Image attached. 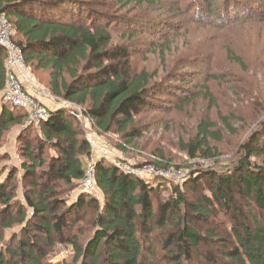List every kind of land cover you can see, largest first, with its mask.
Returning a JSON list of instances; mask_svg holds the SVG:
<instances>
[{
    "label": "trees",
    "instance_id": "obj_1",
    "mask_svg": "<svg viewBox=\"0 0 264 264\" xmlns=\"http://www.w3.org/2000/svg\"><path fill=\"white\" fill-rule=\"evenodd\" d=\"M67 1L0 0V14L14 30L15 42L24 50L28 66L49 71L52 92L67 102L85 106L100 129L111 132L118 128L125 135V144L120 147L124 152L137 136V131L130 129L147 105L153 79L145 72L130 75L127 52L119 49L112 52L109 48L112 42L109 26L78 23L75 13L66 8ZM141 2L154 5L158 0ZM6 58L7 53L1 47L0 93L6 85ZM109 60L121 62L111 66L106 64ZM81 67L83 73L79 72ZM91 70L97 72L91 73ZM8 106L0 102V144L8 131L19 128L18 143L22 144L18 154L22 160L0 184V244L7 230L15 226L21 230L11 241L0 245V264H52L44 260V248L54 246L56 236L73 247L74 259L81 264H159L154 256L144 257L138 224L152 229L166 227L174 222L175 214L171 212L181 206L188 207L197 219H208L217 204H232L233 186L264 211V146L259 136H252L242 147L245 159L240 161L236 174L218 176L201 172L199 178L190 181L198 185L205 179H213L211 196H204L198 203L188 204L185 193L171 181L149 182L126 176L111 163L102 161L96 165V187L102 193V203L90 197L91 194L79 192L72 205L66 207L67 200L59 195L77 190L88 168L85 157L91 154L92 148L84 132L64 108L52 110L50 120L26 127V113ZM222 122L230 128L228 119ZM36 127L40 133L35 140H30ZM214 127L210 122L199 124L198 135L188 145L190 158L196 159L198 153L213 156L208 141L219 138V133L212 130ZM48 151L52 152L49 158ZM152 156L165 162L160 166L170 164L158 154H150L138 163H149ZM9 157V152H0L1 160ZM253 157L262 159V163L253 165ZM19 171L25 182L31 178L22 201L7 191ZM167 188L172 195L168 202L162 203L156 198ZM88 205L96 208L98 216L93 224L94 234L83 243L80 235L71 231L68 220L71 214L81 213ZM185 219H177L180 229L165 242L164 249L172 253L169 256L177 264L183 263V254L190 258L191 250L214 238V233L203 236L192 224L185 223ZM231 235V247L224 250L226 264H264V222L258 214L252 213L249 223L233 224ZM11 242L17 246L12 248ZM174 246L177 254L172 251Z\"/></svg>",
    "mask_w": 264,
    "mask_h": 264
},
{
    "label": "rangeland",
    "instance_id": "obj_2",
    "mask_svg": "<svg viewBox=\"0 0 264 264\" xmlns=\"http://www.w3.org/2000/svg\"><path fill=\"white\" fill-rule=\"evenodd\" d=\"M66 8L75 13V21L80 24L93 22L109 26L112 33L109 48L112 52L115 49L127 52L130 75L145 72L153 79L147 105L140 110L130 129L136 130L137 136L124 152L120 147L126 139L118 128L111 132L100 129L90 121L87 108L74 103L76 110L86 117L84 123L76 120V125L88 141L108 145L115 156L119 154L133 162L145 161L150 154L163 156L188 175L183 183H175L185 193L188 204L211 196L212 178L198 185L190 182L199 178L201 172L218 176L236 174L240 161L245 159L242 147L250 138L259 136L264 146L263 0H158L154 5L141 0H68ZM19 39L16 36V40ZM120 62L109 60L106 64L115 66ZM34 68L29 67L32 71ZM79 72H84L82 67ZM96 72L91 70V73ZM49 74L42 72L40 79L48 82ZM66 79L70 80L68 76ZM47 94L56 105L67 102L61 96L56 98L50 89ZM2 97L3 92L0 93V102H3ZM224 118L229 120L230 128L222 122ZM201 122L215 125L212 130L219 133V138L208 141L212 157L198 153L193 159L188 154V145L198 135ZM34 131L30 140L37 138L39 127ZM19 133V128H12L0 144V152L10 153L8 159H0V184L12 167L18 166L22 160L18 154L22 144L18 143ZM51 153L48 151V158ZM93 159L96 156L91 151L85 162L89 165ZM251 162L260 165L262 159L253 157ZM26 180L19 171L7 191L22 201L31 178ZM79 192L78 188L59 197L67 200L66 207H70ZM171 195L167 188L156 199L166 203ZM230 196L233 197L232 204H217L208 219H197L188 207L181 206L171 212L175 219L166 227L152 229L149 225L138 224L144 257L148 258L149 254L159 264H177L169 256L172 253L164 249L165 242L169 235L180 229L177 219L185 217V223L192 224L196 231L203 236L214 233V238H208L198 249L191 250L188 253L190 258L183 254L182 264H226L224 250L233 242V224L249 223L252 213L258 214L264 222V211L247 199L242 190L233 186ZM90 197L102 203V193L97 187ZM97 216L98 211L91 205L79 214H71L68 225L71 231L80 235L83 243L94 234L93 224ZM20 230L17 226L7 230L0 245L11 241ZM55 243L44 248L46 262L81 264L74 259L73 247L69 243L58 236ZM11 245L12 248L17 246L13 242ZM171 248L177 254L176 246Z\"/></svg>",
    "mask_w": 264,
    "mask_h": 264
},
{
    "label": "built area",
    "instance_id": "obj_3",
    "mask_svg": "<svg viewBox=\"0 0 264 264\" xmlns=\"http://www.w3.org/2000/svg\"><path fill=\"white\" fill-rule=\"evenodd\" d=\"M14 30L12 29L8 19L3 14H0V48L2 47L7 53L5 67L7 68L5 88L3 90V103L9 105L14 109H22L26 115L25 126H36L42 122L51 119V111L45 106L38 94H31L21 80V75H26L29 66L26 61L24 50L15 42ZM41 96L48 98L45 91H41ZM75 104L68 101L57 104V108H64L69 111L78 122L84 123L86 121L85 115L77 111ZM90 121L94 120L90 117ZM95 123V122H94ZM96 142V143H95ZM92 152L96 159L89 161L84 179L80 182L79 191L84 194H91L96 188V165L98 162L106 161L113 165V167L130 177H138L146 181L163 180L171 181L176 184H181L186 180L188 175L184 170L165 162L158 157L152 156L149 163L139 164L137 161H130L120 156H115L109 149L108 145H99L96 140H89Z\"/></svg>",
    "mask_w": 264,
    "mask_h": 264
},
{
    "label": "crops",
    "instance_id": "obj_4",
    "mask_svg": "<svg viewBox=\"0 0 264 264\" xmlns=\"http://www.w3.org/2000/svg\"><path fill=\"white\" fill-rule=\"evenodd\" d=\"M42 72H46V70L34 68V71H32L31 69H29L28 72L26 73V75H21V80L25 84L26 88L28 89V91L31 94H34V95L38 94V98H40L41 102L45 106H47L49 109L52 110V109H55L57 107V105L54 104V102L52 100H50L49 98H46L45 96L43 97V96L39 95L42 90L47 91V92L49 89L51 90V81L49 80L48 82H43L40 79ZM47 72H49V71H47ZM53 95L56 98H60V96H58L54 93H53ZM117 156L123 157L119 154Z\"/></svg>",
    "mask_w": 264,
    "mask_h": 264
}]
</instances>
